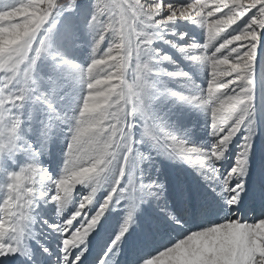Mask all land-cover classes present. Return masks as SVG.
I'll return each instance as SVG.
<instances>
[{"label":"rangeland","instance_id":"rangeland-1","mask_svg":"<svg viewBox=\"0 0 264 264\" xmlns=\"http://www.w3.org/2000/svg\"><path fill=\"white\" fill-rule=\"evenodd\" d=\"M2 125L0 244L264 264V0H0Z\"/></svg>","mask_w":264,"mask_h":264},{"label":"bare ground","instance_id":"bare-ground-1","mask_svg":"<svg viewBox=\"0 0 264 264\" xmlns=\"http://www.w3.org/2000/svg\"><path fill=\"white\" fill-rule=\"evenodd\" d=\"M2 127H3V129H1V132H0V135L2 134V132H3V130L5 129V125L3 126L2 125ZM6 134V133H5ZM3 135V134H2ZM0 140H2L5 144H6V146L9 144V139H8V136L7 135H4V136H1L0 137ZM0 144H2V143H0ZM15 163V164H14ZM17 164H18V162H13V166H17ZM25 170V168L23 169V168H20V167H16V173L18 174H22V171H24ZM26 172V171H25ZM35 188V190L36 191H39L40 190V185L39 184H37V186H35L34 187ZM11 189V188H10ZM49 193V192H48ZM13 195V194H12ZM48 195V194H47ZM224 199V198H223ZM224 205V204H223ZM226 205V204H225ZM15 211H16V209H15ZM15 214H17V213H15ZM26 221H28V218L27 217H25L24 215H21V216H14V223H12L11 224V229L13 228V229H15V228H18L19 230H24L25 229V227L27 226V224H26ZM182 229V228H181ZM173 231V230H172ZM176 232V231H175ZM178 233H179V230H178ZM28 244V243H27ZM30 245H31V243H29ZM20 245V244H19Z\"/></svg>","mask_w":264,"mask_h":264},{"label":"trees","instance_id":"trees-1","mask_svg":"<svg viewBox=\"0 0 264 264\" xmlns=\"http://www.w3.org/2000/svg\"><path fill=\"white\" fill-rule=\"evenodd\" d=\"M65 0H63V2H64Z\"/></svg>","mask_w":264,"mask_h":264}]
</instances>
